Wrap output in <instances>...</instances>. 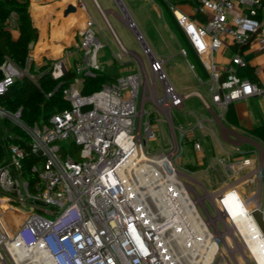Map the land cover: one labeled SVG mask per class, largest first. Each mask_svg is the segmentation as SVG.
Segmentation results:
<instances>
[{
  "label": "built area",
  "instance_id": "2783aa9c",
  "mask_svg": "<svg viewBox=\"0 0 264 264\" xmlns=\"http://www.w3.org/2000/svg\"><path fill=\"white\" fill-rule=\"evenodd\" d=\"M189 46L207 72L210 101L190 88L178 91L164 71V59L144 41L135 22L124 21L141 47L144 61L114 34L104 10L97 11L112 32L117 51L113 61L119 75L90 93L81 87L102 72L97 54L103 46L94 18L88 14L76 31L73 45L49 60L52 78L65 82L68 106L47 120L26 124L20 109L0 108V119L17 124L27 139L19 144L2 135L4 160L0 170V260L6 264H259L245 246V235L264 244L252 216L264 217V153L244 152L227 169L235 182L253 185L243 196L236 186L220 189L203 201L189 183L190 172L179 168L185 144L202 153L194 127L173 124L171 110L197 97L203 106L215 104L225 112L234 101L256 96L264 100V65L252 68V78L238 75L248 65L240 49L252 41L264 43V14L260 0H191V13L166 0ZM76 5L86 9L83 0ZM235 9V11H234ZM234 46L222 72L215 54ZM180 53L186 56L184 48ZM129 61L131 64L127 65ZM193 67L192 64H190ZM149 76H148V72ZM0 94L16 79L28 75L9 58L0 64ZM58 84V86L60 85ZM160 86V90L158 89ZM150 102L152 109L145 110ZM168 125L164 149L149 151L158 126ZM12 137V135H11ZM77 146L79 160L62 153L60 142ZM33 163L35 181L28 183L22 161ZM259 183V184H258ZM209 202L210 208L206 206ZM19 213L22 216L18 217ZM245 231L247 233H245Z\"/></svg>",
  "mask_w": 264,
  "mask_h": 264
},
{
  "label": "crops",
  "instance_id": "0c3cea01",
  "mask_svg": "<svg viewBox=\"0 0 264 264\" xmlns=\"http://www.w3.org/2000/svg\"><path fill=\"white\" fill-rule=\"evenodd\" d=\"M17 1L25 2L27 4V10L31 24L36 29V39L30 44L28 51V63L40 65L42 62L49 61L60 54L61 51L67 46L73 45L76 39V31L83 25L88 14H90L95 20L98 36L103 42V46L101 47L102 52L106 51L108 63L110 61L114 63L113 53H115L114 50L117 49L116 41L112 32L105 24L101 14L97 11L93 0H83L85 2L86 9L78 7L76 5L77 0ZM95 1L101 8L103 7L102 4L105 6V8H102L104 10V15L118 39L119 37L108 19L109 16H111L114 21L118 20L120 23L126 26L124 18L125 15H128L135 22L137 29L140 31L135 19L132 16V13L128 9V6L135 5V0ZM170 1L174 2L183 12L191 13V0ZM260 2L262 3L261 14H264V0H260ZM69 4L73 5L75 9L65 12L66 7ZM112 4H116L118 7V12L110 7ZM142 4L145 5L144 7H146L148 12L153 14L157 19H160V30L162 31L161 34L166 41L172 44L171 46L167 47L166 50L158 51L155 49L153 51L143 36L144 41L150 47L151 51L156 56L164 59V70L165 68H171V65L169 64L170 61L178 57L179 62H182L183 66L191 72L190 81L178 85V90L190 88L197 89L207 101H210V94L207 90V83L205 81L207 78L201 79L195 69L191 67V63L187 55L183 56L180 53V48H182L180 42L178 41L174 32L171 30L169 24L166 22L159 5L155 0H142ZM7 28L10 30L12 37H16L17 24L16 15L14 12H11L8 18ZM150 40L153 43L154 37L151 36ZM232 51H235L234 46L225 45L216 52L215 58H218L216 69L218 71L222 72L223 66L227 62ZM240 52L248 60V65H250L252 68L255 65H264V43L252 41L249 44L241 47ZM102 73L104 72L102 71ZM104 74L107 78H109V80L116 76H112L107 73ZM247 77L252 78V72L250 76ZM185 102L187 103V109L183 112L182 118L178 120L176 124L173 121V124L174 126L180 124L183 126H195L196 122L200 121L202 126L194 128L196 134L200 137L203 146L202 153L197 154L192 150L193 154H195L196 162L187 165L199 166L202 164V159H200L199 156L204 155L203 153L206 147L242 148V145L250 144L252 146L260 147V143L264 144V142L251 133L252 128L264 125V100L260 99L259 97L252 96L234 101L228 106L225 112H221L215 104H211L209 108H206L203 106L201 100L197 97H191L185 100L184 103ZM184 103L182 106L174 109H182L184 107ZM228 109H231V118L227 116ZM165 125L168 128V125L165 123L160 124L158 128H165ZM163 134L165 135V139L168 140V133L163 132ZM208 142L210 143L208 144ZM16 214L18 217H21V214L17 212Z\"/></svg>",
  "mask_w": 264,
  "mask_h": 264
},
{
  "label": "trees",
  "instance_id": "16d2710c",
  "mask_svg": "<svg viewBox=\"0 0 264 264\" xmlns=\"http://www.w3.org/2000/svg\"><path fill=\"white\" fill-rule=\"evenodd\" d=\"M155 1L161 8L166 22L176 35L181 47L185 49L193 68L201 79H206L207 73L176 23L167 1ZM11 12H14L16 15V37H12L10 30L7 28V21ZM35 39L36 29L31 24L27 4L17 0H0V64L3 58L7 57L18 68L22 70L26 69L28 75L35 77L30 78L24 75L8 86L0 94V108L11 112L20 109V117L26 124L47 120L52 113L68 106V102L62 96L65 82L62 81L60 83L59 80L51 77L48 72L49 61H44L39 66L34 63H28L27 58L30 44ZM236 72L241 76H250L252 67L250 65L238 67ZM106 79V75L102 72L98 73L94 78H85L81 87L82 93L87 94L100 88ZM59 83L60 85L58 86ZM231 113V109H228L227 116L230 118ZM251 133L264 142V125L252 128ZM3 134L10 136L7 138L8 141L10 140L19 144L27 139L26 134L20 126L11 123L7 118L0 119V164L4 160V150L1 144ZM36 160L37 158L32 154L26 153L22 161L23 173L29 184L35 181L36 174L31 167Z\"/></svg>",
  "mask_w": 264,
  "mask_h": 264
},
{
  "label": "rangeland",
  "instance_id": "374dc122",
  "mask_svg": "<svg viewBox=\"0 0 264 264\" xmlns=\"http://www.w3.org/2000/svg\"><path fill=\"white\" fill-rule=\"evenodd\" d=\"M135 5L128 6L129 11L132 13L133 18L136 21V24L140 31L142 32L146 42L150 45L152 50L155 49L159 50H166L167 47L171 46L172 44L165 40L163 35L161 34V26H160V19H157L153 14L146 10L145 5L142 4V0H135ZM102 4V3H101ZM105 8V6L102 4ZM102 7V8H103ZM115 11L118 12V7L116 4L110 5ZM109 21L111 22L116 34L118 35L119 39L121 40L122 44L129 50L136 52L146 66V58L142 54L141 47L136 41L134 34L130 31L124 24L120 23L118 20L114 21V19L109 16ZM151 36L154 37V42H151ZM117 49L114 50L116 52ZM106 51L102 52V49L98 51L97 58L98 62L101 66V69L104 73L109 75H116L113 79L109 80L106 79V82H112L114 78L119 75V67L116 63H112L111 61L108 63V59L106 57ZM175 60V61H174ZM103 61V62H102ZM102 62V63H101ZM176 62V63H174ZM218 62V58H215V67ZM127 65L131 64V62L127 61ZM171 68H165V73L167 75L168 80L173 84L176 90H178V85L184 84L190 81L191 72L188 71L182 62H179L178 57L171 60L170 63ZM39 66V65H37ZM148 72V71H147ZM149 76V72H148ZM160 90V86H158ZM186 90V89H185ZM184 91V90H178ZM144 109L150 110L152 109V105L150 102L144 103ZM187 109V103H184V107L180 110L173 109L171 114L173 121L176 122L182 118L183 112ZM168 128L165 125V128H158L156 132V138L150 140L147 144V149L149 151H158L164 149L167 145V140L165 139V135L163 132H167ZM210 142H208L209 144ZM62 146V153H70L76 160H79L78 147L73 145L70 140H64L60 142ZM256 147V148H255ZM259 153L262 151L264 153V144L260 143L259 146H252V145H242V148H230V147H206L204 149V155L199 156L202 159V164L199 166H192L187 164L195 163L196 157L193 154L191 149V144H185L183 149V153L179 158V168H185L187 171L190 172V176L192 178H188L189 183L196 189L199 193L205 194L203 196V201L209 199L210 194H213L220 189L228 188L231 186H236L242 191L243 196L250 195L251 192L255 189L253 185H244L238 184L235 182V178L241 175L243 172H239L236 175H232L233 170L235 171L236 168H232V172L227 169V165L231 164L233 160L239 156H241L244 152H251ZM207 152V153H206ZM36 167H39L40 161L35 163ZM259 184V183H258ZM261 185V192L264 193V181H262ZM206 206L209 209L210 204L206 201ZM22 216V215H21ZM247 262L244 261L240 264H246ZM0 264H6L5 261L0 260ZM248 264H252L251 260Z\"/></svg>",
  "mask_w": 264,
  "mask_h": 264
},
{
  "label": "bare ground",
  "instance_id": "6f19581e",
  "mask_svg": "<svg viewBox=\"0 0 264 264\" xmlns=\"http://www.w3.org/2000/svg\"><path fill=\"white\" fill-rule=\"evenodd\" d=\"M245 233H247L245 231ZM245 235V246H247L251 252L253 253L254 257L256 258V260L258 261L259 264H264V244H262V242H252L250 238V234H248L246 236Z\"/></svg>",
  "mask_w": 264,
  "mask_h": 264
},
{
  "label": "water",
  "instance_id": "95a60500",
  "mask_svg": "<svg viewBox=\"0 0 264 264\" xmlns=\"http://www.w3.org/2000/svg\"><path fill=\"white\" fill-rule=\"evenodd\" d=\"M74 9H75L74 6L69 4L67 5L65 12L72 11ZM1 165L2 164H0V170H1ZM252 216L256 221L258 227L260 228L261 232L264 233V217H262L261 212L258 209H254L252 211Z\"/></svg>",
  "mask_w": 264,
  "mask_h": 264
}]
</instances>
